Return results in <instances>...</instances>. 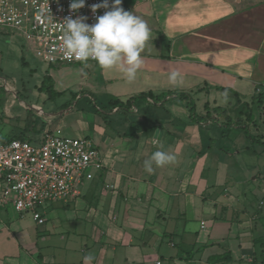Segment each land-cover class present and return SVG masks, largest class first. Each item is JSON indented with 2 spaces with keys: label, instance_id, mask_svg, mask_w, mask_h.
<instances>
[{
  "label": "crops",
  "instance_id": "0c3cea01",
  "mask_svg": "<svg viewBox=\"0 0 264 264\" xmlns=\"http://www.w3.org/2000/svg\"><path fill=\"white\" fill-rule=\"evenodd\" d=\"M123 2L150 29L133 82L95 60L46 69L56 93L66 90L61 81L91 101L102 98L90 106L97 121L53 128L50 118L46 129L21 137L0 127L5 140L39 142L60 128L104 147L103 169L78 194L41 207L44 224L11 205L0 209V264H84L86 255L89 264H264V125L250 136L230 125L236 107L255 106L264 92V0ZM172 71L182 82L170 83ZM142 92L157 102L110 106ZM127 112L143 113L141 126L121 129L134 122ZM157 150L176 160L149 174L144 161Z\"/></svg>",
  "mask_w": 264,
  "mask_h": 264
},
{
  "label": "built area",
  "instance_id": "2783aa9c",
  "mask_svg": "<svg viewBox=\"0 0 264 264\" xmlns=\"http://www.w3.org/2000/svg\"><path fill=\"white\" fill-rule=\"evenodd\" d=\"M71 2L0 0V29L27 36L36 54L48 63L79 62L65 59L59 50L63 21L69 16H86L85 22L94 24L97 16L110 9L100 8L93 13L91 5L102 0H86L84 7L72 11ZM103 167L101 151L93 140L66 136L60 128L44 132L39 142L21 138L0 141V209L11 205L18 212H32L36 221L43 224L46 218L41 207L45 203L78 194L81 184L94 178Z\"/></svg>",
  "mask_w": 264,
  "mask_h": 264
},
{
  "label": "rangeland",
  "instance_id": "374dc122",
  "mask_svg": "<svg viewBox=\"0 0 264 264\" xmlns=\"http://www.w3.org/2000/svg\"><path fill=\"white\" fill-rule=\"evenodd\" d=\"M123 3L122 0V5ZM48 64L47 61L36 54L35 48L27 36L8 28L0 29L1 128L5 126L12 127L15 132H19L17 135L21 137L24 131L29 136L32 133L46 129L50 118H52L53 125L51 126L53 128L60 121L61 124L70 123L76 126L97 121L98 118L94 110H90V106L96 103L97 106H101L103 103L102 98L94 97L91 101L85 95L82 96L78 93V85L71 89L69 82L64 83L61 81L57 86L60 88L66 87V90L56 93L50 80L45 77L46 69L49 70ZM51 85L52 87H50ZM12 99L16 101L14 104L10 103ZM9 105L12 110L10 113L6 109V106ZM38 106L40 109H38ZM262 106L261 112L264 113V103ZM250 108L254 112L253 121L249 122V130L251 131L255 124H258V126L264 125V114L262 117L260 116L261 112H259L257 104L255 106L250 105ZM238 109L240 108L236 107L235 111H238ZM242 109L246 110L247 108ZM107 113L110 116L113 112ZM124 115L132 118L134 122L122 125L121 129H129L131 126L135 129L141 126L135 123L139 118H142L143 113L127 112ZM242 116L245 118V115ZM260 129L263 130L264 128ZM95 141L98 142L97 139ZM99 148L102 151L104 149L101 144Z\"/></svg>",
  "mask_w": 264,
  "mask_h": 264
},
{
  "label": "clouds",
  "instance_id": "9594fccd",
  "mask_svg": "<svg viewBox=\"0 0 264 264\" xmlns=\"http://www.w3.org/2000/svg\"><path fill=\"white\" fill-rule=\"evenodd\" d=\"M86 0H72L70 10L76 11L84 7ZM122 0H102V3L91 5L93 13L98 9H110L96 17L94 24L85 21L86 16L73 19L67 17L60 45L63 57L69 61L87 62L95 60L102 69L117 68L124 74L128 82L136 79L138 70L144 65L141 53L150 38V29L138 15L121 7ZM180 73L172 71L169 76L171 84L182 82ZM176 157L165 151L157 150L144 161L147 173L154 172V167H163L175 162ZM93 259L91 255L84 257V264Z\"/></svg>",
  "mask_w": 264,
  "mask_h": 264
},
{
  "label": "trees",
  "instance_id": "16d2710c",
  "mask_svg": "<svg viewBox=\"0 0 264 264\" xmlns=\"http://www.w3.org/2000/svg\"><path fill=\"white\" fill-rule=\"evenodd\" d=\"M50 87H52V85ZM181 96L189 99V109L191 111V115L196 117L197 113L195 112V109H196L195 101L190 98L189 94L183 93V94H181ZM149 97L153 98V93L152 92H142L139 95H136V96H133V97L129 98L125 103L121 102V100L117 99V98L111 100L109 103H110V106L114 107V106L118 105V106H121L122 109L130 110L133 107H135V105L137 104V102L139 100H146ZM157 100H158V97L153 98V101L157 102ZM254 101L256 102V104H257V106L259 108L261 107L263 109L262 104L264 103V92L260 93L257 97H255ZM242 108H247L249 110H247V109L245 110V109H242ZM241 113H242V115H245V118H243ZM253 114H254V112H253V109L250 108V105L248 103H243L240 106V109L238 111L239 117L235 121H232L231 123L230 122L229 123H230V125H236V126L240 127L245 133H247L250 136L251 133H250V130H249V122L253 121ZM263 114L264 113L262 112L261 117L263 116ZM254 123H256V122H254ZM252 139H253L254 142L257 141V139H255V138H252ZM0 141H5V139L0 138Z\"/></svg>",
  "mask_w": 264,
  "mask_h": 264
}]
</instances>
